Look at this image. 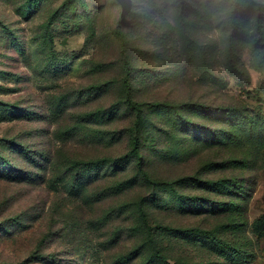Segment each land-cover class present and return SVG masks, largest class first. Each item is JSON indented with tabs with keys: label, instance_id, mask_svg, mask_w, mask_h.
Returning a JSON list of instances; mask_svg holds the SVG:
<instances>
[{
	"label": "rangeland",
	"instance_id": "rangeland-1",
	"mask_svg": "<svg viewBox=\"0 0 264 264\" xmlns=\"http://www.w3.org/2000/svg\"><path fill=\"white\" fill-rule=\"evenodd\" d=\"M147 2L0 0V264H264V0Z\"/></svg>",
	"mask_w": 264,
	"mask_h": 264
},
{
	"label": "trees",
	"instance_id": "trees-1",
	"mask_svg": "<svg viewBox=\"0 0 264 264\" xmlns=\"http://www.w3.org/2000/svg\"><path fill=\"white\" fill-rule=\"evenodd\" d=\"M129 15H130V13L124 19H122L121 18V13H120V21L121 22L125 21V19H127ZM262 22H264V13L259 12L258 15H257V18H256V23H257V27H258L259 31H261ZM126 82L127 81H125V85L127 84ZM127 105L129 106V109L132 110L135 113V115H136V120H135V124H134V128H135L136 134H135V136L133 137V139L131 141L132 149L128 153L127 156L131 157V158H137V159L140 160L141 159L140 149L143 146L141 132H142V128L146 127L147 120H146L145 115L143 114V107H140L138 104L133 103L131 100L127 101ZM220 111L224 113V118L225 119H228L229 116L233 118V121H231V122L235 124V127H238V126H241V125H246L243 118L242 119H237L236 118V116H242L243 117V113H236L232 109H220ZM199 144H201V142ZM110 162L111 163H115L116 161H110V160H107V159H102V160L94 161L92 163H88L87 165L91 166V167H94V165H96V164H101V163L102 164H107V163H110ZM183 181H184V183H187V181H185V180H183ZM194 182H196V181L193 180L191 184H193ZM166 230L171 231V229H166ZM177 231L175 230L174 232H177ZM178 232L179 233H183L181 231H178ZM201 232L203 234H206L205 233L206 231H201ZM150 239L153 241V236ZM155 252H156L155 255L158 256V258L160 260H162L165 264H170V263L167 262V260L164 257H162L160 251L157 250Z\"/></svg>",
	"mask_w": 264,
	"mask_h": 264
},
{
	"label": "clouds",
	"instance_id": "clouds-1",
	"mask_svg": "<svg viewBox=\"0 0 264 264\" xmlns=\"http://www.w3.org/2000/svg\"><path fill=\"white\" fill-rule=\"evenodd\" d=\"M130 14L146 16L150 11V4L147 0H129Z\"/></svg>",
	"mask_w": 264,
	"mask_h": 264
},
{
	"label": "water",
	"instance_id": "water-1",
	"mask_svg": "<svg viewBox=\"0 0 264 264\" xmlns=\"http://www.w3.org/2000/svg\"><path fill=\"white\" fill-rule=\"evenodd\" d=\"M121 8V18L124 19L130 13L129 0H115Z\"/></svg>",
	"mask_w": 264,
	"mask_h": 264
}]
</instances>
